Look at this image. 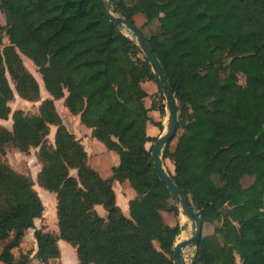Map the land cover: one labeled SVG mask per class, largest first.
<instances>
[{
    "label": "trees",
    "instance_id": "obj_1",
    "mask_svg": "<svg viewBox=\"0 0 264 264\" xmlns=\"http://www.w3.org/2000/svg\"><path fill=\"white\" fill-rule=\"evenodd\" d=\"M110 1L134 24L137 13L145 16L135 25L166 71L177 130L191 116L162 158L171 160L173 173L167 172L192 208L203 221L207 216L217 223L193 243L192 264H264V0H165L155 12L149 0ZM0 10V44L6 34L5 65L17 92L30 100L39 95L15 48L38 66L50 94L64 97L92 137L119 156L110 177L102 178L52 99L43 100L39 115L15 110L12 130L0 126L2 264H30V251L20 248L30 228L34 257L43 264L59 257L58 239L75 247L78 264H175L181 226L166 224L162 212L177 214L179 206L153 166L157 137L146 132L148 122L163 128L149 111L163 116L164 96L135 34L110 21L97 0H2ZM144 80L155 81L161 92L149 107ZM11 97L0 56L2 119ZM49 124L56 126L54 144ZM10 145L25 153L37 148V184L55 193L58 233L36 227L44 205L28 172L7 161ZM114 181H127L135 192L129 217L116 203Z\"/></svg>",
    "mask_w": 264,
    "mask_h": 264
},
{
    "label": "rangeland",
    "instance_id": "obj_2",
    "mask_svg": "<svg viewBox=\"0 0 264 264\" xmlns=\"http://www.w3.org/2000/svg\"><path fill=\"white\" fill-rule=\"evenodd\" d=\"M164 2H165V0H149L148 1V4H149L148 9L150 11L155 12L159 9V7ZM107 3H108V8L114 14L120 15L118 12L113 11L114 4L112 3V1L107 0ZM152 9H154V10H152ZM144 19H145V16L143 14H139V16L135 17L134 22L137 26H139L142 24ZM0 23L2 25H5V17H4V14L1 12V10H0ZM122 30L126 34H128L130 37H132L129 34L128 28H126L124 26V27H122ZM10 45H11V43L9 41L8 36L6 34H3L1 37V44H0V56H1V61L4 64L5 77H6L7 82L11 88V91H12V97L7 102V105L10 107V113L8 115V118H6V119L0 118V126H3L4 128H7L10 131L12 130V123H13L12 113L15 110H22L24 112V114H26V115H39L41 103L43 102V100L48 99V98L53 100L54 107H55L57 113L59 114V117L61 118V120L62 119L68 120L71 118L70 121H72V120L74 121V119L72 118L73 114L66 108V106L64 104V97L55 99L50 94V92L45 88L41 73L39 72V69H38V66L33 62L32 59H30L28 56L23 54L19 49L15 48V51L17 52L18 56L21 58L23 66L26 68V70L29 73H31L32 77L37 82L39 95L36 99L30 100L28 98L21 96L17 92V90L15 88V82L11 78V76L8 72V69L5 65L6 49L8 47H10ZM223 74H225V72ZM239 82L240 83L244 82L242 75H239ZM141 86L148 93V96L146 98V104L147 105H149L151 101H153V102H159L160 101L161 92L159 91V88L157 87V84L155 81L144 80V81H142ZM64 94H67L66 90L64 91ZM163 100H164L163 103L165 105V99H163ZM77 115L79 116V114H77ZM190 118H191V116H189V115L185 116L183 123L178 128L175 136L169 142V148L170 149H172L173 146L175 145L178 134L181 133V131L184 128V125L190 120ZM51 125L53 127H55V124H49V128ZM148 132H151V129H149ZM47 138H48V140H51L52 136L49 134V136H47ZM149 147H150V144H147V148H149ZM6 150H7V152H6L5 157H6L7 161L13 167L18 169L17 171L28 172L29 175H30V173H29L30 170H23V169L31 168L32 173L36 171V166L39 162L37 161L36 157L34 156V152L36 153V151H37L35 148H31V152L29 154L28 153L24 154L25 152H22L19 149L15 148L14 146H11V145L8 146ZM162 150H163V148H162ZM161 154H162V151H161ZM162 160H163V165H164L165 169L169 170L171 173H173V164H172L171 160H169L168 158H165V159L162 158ZM91 161H92V164L98 169L99 173L102 176H107L111 173L112 164L117 163L118 155L116 154V152L108 151L105 149L102 152L100 151L99 153L94 154L92 156ZM19 169H22V170H19ZM105 169H107V170H105ZM118 188H119V193H120V199L122 202H125L126 201L125 199L127 198L128 194L130 192L129 187L127 184H123V185H119ZM40 193L45 198V199L40 198L41 202L44 203L45 208H44L43 217L41 218V221L37 220L36 222L38 225H42V220H43L47 224V226H49L50 228L53 229V228H55V224H56V221H55L56 220V218H55L56 213L54 211V207L52 206L51 200L47 199L48 195L47 196L45 195V194H48L49 192L44 191L40 188ZM49 194H50V196H53V195H51V193H49ZM178 206H179V211L177 214L172 212V211L171 212H166V211L162 212L163 220L166 224L174 225L175 223H179L181 226V230H180L179 234L177 235L174 244L180 240L191 237L193 235L194 229H195L194 222L189 220L183 214V212L180 208V205H178ZM98 210L101 214L106 213L105 210L101 209V207H98ZM123 210L126 213H128V209L126 206L123 208ZM103 216H106V215H103ZM205 218L206 219L203 221V224H202V235H208V233H212L215 225L217 224L216 222H214V223L209 222L207 220V216ZM29 232H32V231H29ZM29 238L30 239H29L28 243H26V246L31 247V245H32V247H35L34 239H32L31 233H29ZM31 249L32 248H30V250ZM194 253H195V245H193V244L186 245L182 248V256L185 260V264H192V261L194 258ZM237 261H238V258H237Z\"/></svg>",
    "mask_w": 264,
    "mask_h": 264
},
{
    "label": "water",
    "instance_id": "obj_3",
    "mask_svg": "<svg viewBox=\"0 0 264 264\" xmlns=\"http://www.w3.org/2000/svg\"><path fill=\"white\" fill-rule=\"evenodd\" d=\"M101 11L103 14L112 22L121 24L128 28L131 32L135 34V40L139 47L141 48L145 58L151 64L154 74L156 75V79L158 84L161 87L162 94L165 99V109L167 110V122L163 132L156 138L152 149H151V157L153 161V166L156 171L158 177L164 182L167 189L171 193L176 204L180 205V208L183 214L192 222H194L195 229L194 233L191 237L180 240L176 242L173 246L174 251V260L175 264H185V260L182 256V248L186 245L197 243L202 234V224L203 219L195 211L192 206L189 204L187 199L183 196L182 192L178 188V186L174 183L172 176L167 172L163 165L162 160V148L168 142L172 140L177 132V121H178V113H177V105L176 100L170 85V82L167 79V74L162 66L158 57L153 53L149 42L144 38L138 27L128 21L121 15L114 14L109 8L107 0H97ZM2 0H0V3Z\"/></svg>",
    "mask_w": 264,
    "mask_h": 264
},
{
    "label": "crops",
    "instance_id": "obj_4",
    "mask_svg": "<svg viewBox=\"0 0 264 264\" xmlns=\"http://www.w3.org/2000/svg\"><path fill=\"white\" fill-rule=\"evenodd\" d=\"M139 14L141 13H137L135 16H134V20H135V17L139 16ZM145 20V19H144ZM143 20V21H144ZM147 98V97H146ZM146 98H145V105L147 107H149L151 105V102L149 105L146 104ZM149 115L150 117L152 118L153 121H161L162 123V126L163 128L160 129L158 126H156L153 122H148L147 123V126H146V132L149 136H152V137H158L164 130L165 126H166V122H167V111L165 110V114L163 116L160 115L159 111L158 110H155V109H151L149 111ZM72 118L74 119V121H70V119L66 120V119H62V122L63 124L65 125V127L68 129L69 132L73 133L74 136L76 137V139H78L80 141V143L82 144L84 150L86 151L87 153V159H88V163L89 165L94 168L98 173V169L92 164V156L96 153H99L100 151H104L105 149L108 150V151H112V150H109L106 148V146L100 142L99 140H97L96 138L92 137L91 135V128H88L86 127L85 125H83L81 122H80V119H79V116L78 115H72ZM149 129H151V132H148ZM49 134L52 136V139L49 140L50 143L54 144V136H55V132H56V126L53 127L52 125L50 126L49 128ZM48 134V136H49ZM147 144H151V142H147L146 143V146ZM37 150V148H35ZM31 152V149L30 151L28 152V154ZM115 152V151H113ZM24 154H27V153H24ZM117 154V153H116ZM118 155V154H117ZM34 156L36 157V153L34 152ZM37 159V157H36ZM37 161L39 162V160L37 159ZM119 163V156H118V161L117 163L115 164H112L111 166V169L113 166L117 165ZM11 165V164H10ZM12 166V165H11ZM13 167V166H12ZM15 170H18L16 169L15 167H13ZM41 169V163L39 162L36 166V171L35 172H31V168L29 169H23V170H30V175L32 177V180L34 182V188L36 189L38 195L40 196L41 199H45L43 197V195L40 193V188L44 191H47L45 189H43L42 187H40L38 184H37V174L38 172L40 171ZM19 170H22V169H19ZM75 170L76 169H70V173L71 174H75ZM107 170V169H105ZM22 172V171H21ZM111 173H112V170H111ZM111 173L107 176H102L100 173L99 175L102 177V178H108L110 177ZM123 184H127L128 187H129V194L127 196V198L125 199L126 201L125 202H122L121 199H120V193H119V185H123ZM113 188L115 190V194H116V203L119 205V207L121 208L123 214L125 216H128L129 217V205H128V202L129 200L134 197L135 195V192L134 190L130 187V185L128 184L127 181H124V182H118V181H114L113 182ZM49 192V191H47ZM53 195V196H50V194ZM48 194H45L46 196L48 195L47 199H50L51 200V203H52V206L54 207V211H55V206H56V197H55V193L53 192H49ZM55 199H54V198ZM122 202V203H121ZM43 203V202H42ZM44 205V203H43ZM127 207L128 209V213H126L123 208L124 207ZM98 207H101V209L105 210L102 205H96L95 208L97 210V212L103 216V215H106L105 214H101L98 210ZM44 208H45V205H44ZM106 212V211H105ZM56 213V211H55ZM56 216V214H55ZM43 217V215H42ZM41 217V218H42ZM41 218H38V219H35V225L37 228H40L42 225L46 226L44 227V230H48V231H51L53 233H58V228H57V219L55 220L56 221V224H55V228H50L49 226H47V224L42 220V225H38L37 224V220H40L41 221ZM56 218V217H55ZM29 231H32V232H29ZM33 228H30L26 231L24 237H23V240L21 242V245H20V248L23 252L29 250L30 251V264H43L41 261H39L38 259H36L34 257L35 255V252H36V249H37V245H36V240L34 238V235H33ZM29 233L32 234V239H34V244H35V247H27L26 246V243H28L29 241ZM208 234H211V233H208ZM57 244H58V247H59V252H60V255L59 257L57 258H52V259H49L47 261V264H78V257H77V253H76V249L75 247H73L72 245H70L68 242H66L65 240L63 239H58L57 240ZM30 248H32L30 250ZM16 254V253H15ZM0 264H2V262L0 261Z\"/></svg>",
    "mask_w": 264,
    "mask_h": 264
}]
</instances>
